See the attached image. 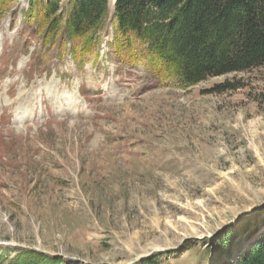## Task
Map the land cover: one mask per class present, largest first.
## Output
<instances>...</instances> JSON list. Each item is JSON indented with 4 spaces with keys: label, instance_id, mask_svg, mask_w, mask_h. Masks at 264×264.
I'll list each match as a JSON object with an SVG mask.
<instances>
[{
    "label": "rangeland",
    "instance_id": "obj_1",
    "mask_svg": "<svg viewBox=\"0 0 264 264\" xmlns=\"http://www.w3.org/2000/svg\"><path fill=\"white\" fill-rule=\"evenodd\" d=\"M28 1L0 4V264H217L226 231L234 256L264 236V65L181 87L114 56L107 23L75 62ZM225 81L245 86L205 93Z\"/></svg>",
    "mask_w": 264,
    "mask_h": 264
},
{
    "label": "trees",
    "instance_id": "obj_2",
    "mask_svg": "<svg viewBox=\"0 0 264 264\" xmlns=\"http://www.w3.org/2000/svg\"><path fill=\"white\" fill-rule=\"evenodd\" d=\"M27 10L25 18L35 23L40 42L58 41L62 54L69 45L75 62L97 55L99 33L107 23L114 56L130 67L145 65L154 77L181 87L264 65V0H115L111 7L109 0H29ZM244 86L225 81L205 93ZM239 244L232 229L218 237L217 255L229 259L217 264H264V236L231 255ZM10 249L9 264H65L34 250ZM157 258L140 264H156Z\"/></svg>",
    "mask_w": 264,
    "mask_h": 264
},
{
    "label": "water",
    "instance_id": "obj_3",
    "mask_svg": "<svg viewBox=\"0 0 264 264\" xmlns=\"http://www.w3.org/2000/svg\"><path fill=\"white\" fill-rule=\"evenodd\" d=\"M113 3H114V0H113ZM153 253H154V252L150 253V254H149V255H147V256L140 257L138 260H135V261H133V263H132V264H136V263H138V262L142 261V260H143L144 258H146V257H151V256H153Z\"/></svg>",
    "mask_w": 264,
    "mask_h": 264
},
{
    "label": "bare ground",
    "instance_id": "obj_4",
    "mask_svg": "<svg viewBox=\"0 0 264 264\" xmlns=\"http://www.w3.org/2000/svg\"><path fill=\"white\" fill-rule=\"evenodd\" d=\"M113 1V0H112Z\"/></svg>",
    "mask_w": 264,
    "mask_h": 264
}]
</instances>
